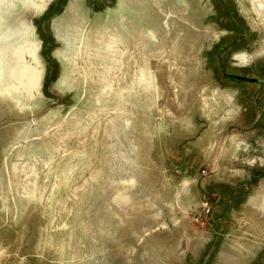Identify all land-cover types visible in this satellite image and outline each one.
Listing matches in <instances>:
<instances>
[{"label":"rangeland","instance_id":"obj_1","mask_svg":"<svg viewBox=\"0 0 264 264\" xmlns=\"http://www.w3.org/2000/svg\"><path fill=\"white\" fill-rule=\"evenodd\" d=\"M0 264H264V0H0Z\"/></svg>","mask_w":264,"mask_h":264},{"label":"trees","instance_id":"obj_2","mask_svg":"<svg viewBox=\"0 0 264 264\" xmlns=\"http://www.w3.org/2000/svg\"><path fill=\"white\" fill-rule=\"evenodd\" d=\"M238 78H239L240 80L242 79L241 77H237V79H238Z\"/></svg>","mask_w":264,"mask_h":264}]
</instances>
